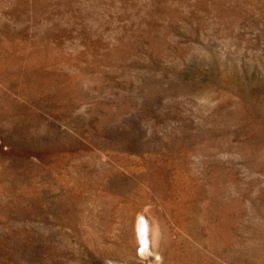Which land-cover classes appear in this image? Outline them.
<instances>
[{"label":"rangeland","instance_id":"rangeland-1","mask_svg":"<svg viewBox=\"0 0 264 264\" xmlns=\"http://www.w3.org/2000/svg\"><path fill=\"white\" fill-rule=\"evenodd\" d=\"M0 264H264V0H0Z\"/></svg>","mask_w":264,"mask_h":264},{"label":"bare ground","instance_id":"bare-ground-1","mask_svg":"<svg viewBox=\"0 0 264 264\" xmlns=\"http://www.w3.org/2000/svg\"><path fill=\"white\" fill-rule=\"evenodd\" d=\"M156 227V226H155ZM155 227H154V225H153V227H152V231H151V234L148 236V240L146 241V240H143V243H150V242H152L153 243V241L154 242H156V229H155ZM160 235V234H159ZM143 236V235H142ZM157 237H158V235H157ZM160 238V237H159ZM145 239V238H144ZM157 246V245H156ZM154 249V248H153ZM146 250V249H145ZM149 250V249H148ZM155 251V250H154ZM146 254V253H145ZM162 257V256H161Z\"/></svg>","mask_w":264,"mask_h":264}]
</instances>
